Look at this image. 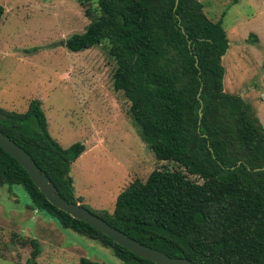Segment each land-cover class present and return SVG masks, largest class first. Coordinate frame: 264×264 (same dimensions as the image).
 Here are the masks:
<instances>
[{
  "label": "trees",
  "instance_id": "1",
  "mask_svg": "<svg viewBox=\"0 0 264 264\" xmlns=\"http://www.w3.org/2000/svg\"><path fill=\"white\" fill-rule=\"evenodd\" d=\"M76 1L88 23L62 46L72 53L102 47L112 90L128 103L140 139L155 160L175 168L130 181L111 212L91 211L74 197L68 176L84 147L61 148L50 137L39 100H30L23 113L0 109V132L29 155L63 200L130 239L193 264H264V129L247 103L222 91L220 59L228 42L221 20L208 19L197 0ZM1 186H19L27 208L107 247L121 264H153L50 205L0 148ZM9 246L29 248L24 264H36L35 239L11 233L3 249ZM78 264L98 263L81 257Z\"/></svg>",
  "mask_w": 264,
  "mask_h": 264
},
{
  "label": "rangeland",
  "instance_id": "2",
  "mask_svg": "<svg viewBox=\"0 0 264 264\" xmlns=\"http://www.w3.org/2000/svg\"><path fill=\"white\" fill-rule=\"evenodd\" d=\"M197 1L225 31L222 91L247 103L264 129V0ZM0 6V109L23 113L37 99L50 137L61 148L83 145L68 169L73 195L83 206L111 212L130 181H144L153 169L175 168L155 160L140 139L128 103L112 90L111 62L102 47L72 53L62 46L88 23L76 0H0ZM28 204L19 186L0 187V264H24L29 256L27 247L3 249L11 233L38 242L36 264H78L81 257L121 264L107 247L59 229Z\"/></svg>",
  "mask_w": 264,
  "mask_h": 264
},
{
  "label": "water",
  "instance_id": "3",
  "mask_svg": "<svg viewBox=\"0 0 264 264\" xmlns=\"http://www.w3.org/2000/svg\"><path fill=\"white\" fill-rule=\"evenodd\" d=\"M0 148L18 163L43 198L57 210L64 212L75 220L87 224L99 231L116 245L153 264H193L184 258H171L161 252L144 246L135 240L130 239L122 232L110 227L79 204H72L63 200L47 177L35 166L29 155L1 132Z\"/></svg>",
  "mask_w": 264,
  "mask_h": 264
}]
</instances>
